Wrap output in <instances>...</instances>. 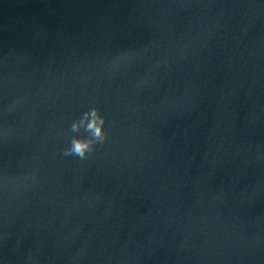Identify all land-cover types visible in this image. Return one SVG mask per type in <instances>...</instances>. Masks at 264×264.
<instances>
[{
  "label": "water",
  "instance_id": "obj_1",
  "mask_svg": "<svg viewBox=\"0 0 264 264\" xmlns=\"http://www.w3.org/2000/svg\"><path fill=\"white\" fill-rule=\"evenodd\" d=\"M0 264H264V0H0Z\"/></svg>",
  "mask_w": 264,
  "mask_h": 264
},
{
  "label": "clouds",
  "instance_id": "obj_2",
  "mask_svg": "<svg viewBox=\"0 0 264 264\" xmlns=\"http://www.w3.org/2000/svg\"><path fill=\"white\" fill-rule=\"evenodd\" d=\"M106 117L99 108L90 106L82 115L71 123L70 131L74 133L69 146L64 149V156H75L81 160L87 159L95 152L98 145H103L108 137L105 128ZM83 131L85 136H81Z\"/></svg>",
  "mask_w": 264,
  "mask_h": 264
}]
</instances>
